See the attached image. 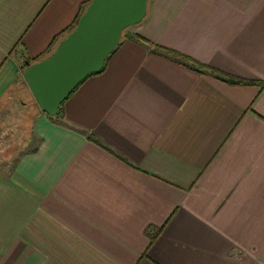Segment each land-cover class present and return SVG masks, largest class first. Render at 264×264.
Masks as SVG:
<instances>
[{"label":"crops","instance_id":"obj_1","mask_svg":"<svg viewBox=\"0 0 264 264\" xmlns=\"http://www.w3.org/2000/svg\"><path fill=\"white\" fill-rule=\"evenodd\" d=\"M89 1L0 0V127ZM33 115L0 264H264V0H150L58 118Z\"/></svg>","mask_w":264,"mask_h":264},{"label":"water","instance_id":"obj_2","mask_svg":"<svg viewBox=\"0 0 264 264\" xmlns=\"http://www.w3.org/2000/svg\"><path fill=\"white\" fill-rule=\"evenodd\" d=\"M149 1L90 0L74 29L48 56L25 61L22 77L37 109L57 117L74 91L103 70L123 32L144 20Z\"/></svg>","mask_w":264,"mask_h":264},{"label":"rangeland","instance_id":"obj_3","mask_svg":"<svg viewBox=\"0 0 264 264\" xmlns=\"http://www.w3.org/2000/svg\"><path fill=\"white\" fill-rule=\"evenodd\" d=\"M22 72L23 70L21 74ZM18 96L20 100L15 102L16 106L12 109L11 116L10 114L9 118L6 116L7 118H4L6 124L0 127V174L10 173L18 157L37 146L36 139L30 135L35 103L28 95L24 96L23 93L18 92ZM7 108L4 107V112Z\"/></svg>","mask_w":264,"mask_h":264},{"label":"trees","instance_id":"obj_4","mask_svg":"<svg viewBox=\"0 0 264 264\" xmlns=\"http://www.w3.org/2000/svg\"><path fill=\"white\" fill-rule=\"evenodd\" d=\"M90 2V1H89ZM88 2V3H89ZM88 3L87 4H85V5H83L81 8H80V13L78 14V16H77V19H76V21H75V23H74V25L71 27V28H69V29H67L66 31H65V33L67 32V34L70 32V31H72L73 29H74V27L76 26V23H77V20H78V18L80 17V15L82 14V12L84 11V8L88 5ZM126 32V31H125ZM125 32H123V35H122V39H121V42H120V44L122 43V41H123V39H124V36H125ZM66 36V35H65ZM119 44V45H120ZM119 45L116 47V49L119 47ZM116 49H115V51H116ZM114 51V52H115ZM161 51H163V54L166 56V57H174V58H177V57H179V58H182V59H184V62H187V61H185L186 60V57H183L182 55H180V54H178V53H176V52H174V51H170V50H161ZM52 52V49H49L46 53H44L42 56H40V57H38V58H36V59H34V60H32V63H34V62H37V61H39V60H42L43 58H45L46 56H48L50 53ZM105 67V66H104ZM21 70H24L25 69V66H24V64H22L21 65ZM203 68V67H202ZM104 69V68H103ZM228 82L230 83V84H233V85H245V86H247V85H256V83H254V82H248V81H243V80H239V79H234V78H230V77H228ZM76 91V90H75ZM74 91V92H75ZM36 106V105H35ZM36 108H37V106H36ZM39 110V109H38ZM60 115V114H59ZM58 115V116H59ZM58 116L57 117H54V118H51V117H48L49 119H51V120H55L56 118H58ZM35 151V150H34ZM158 231H157V229H155L154 231H153V233L151 234V235H149L148 236V238H149V240H150V243L153 241V239H154V236H155V234L157 233Z\"/></svg>","mask_w":264,"mask_h":264}]
</instances>
